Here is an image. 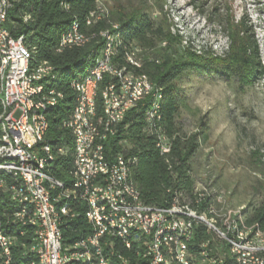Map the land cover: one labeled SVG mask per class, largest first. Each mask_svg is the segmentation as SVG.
Listing matches in <instances>:
<instances>
[{"label":"bare ground","instance_id":"1","mask_svg":"<svg viewBox=\"0 0 264 264\" xmlns=\"http://www.w3.org/2000/svg\"><path fill=\"white\" fill-rule=\"evenodd\" d=\"M7 6V0H0V125L2 130L0 173L4 172L11 177V182L8 183L11 195H7H10L15 208L10 214L5 213L4 217L0 216L1 229L5 233L3 237L0 232V262L3 264L12 262L13 248L18 244L17 235L12 230H18L19 236H24L25 231L31 228L30 241L28 243L21 241L22 246L26 248L25 264H50L49 252L43 247L35 248L37 239H40L41 220L38 214L37 196H34V181L38 183V189L45 198V206H49V209H45V216H49L50 221L54 223L56 243L59 245L63 264H100V259L101 264H155L149 263V247L152 248L154 259L161 261L158 264H177L178 252L175 241L166 240L167 237L172 236V228L166 227H171V222L176 218V211L185 214L189 219H196V216L200 215L201 222L198 225L202 224L210 233V237L198 236L195 239L193 230L183 231V235H180V243L183 245L182 264H264V231L254 228V224L245 222L243 207L231 206L226 201L225 194L211 190L210 178L212 177L210 176V178L204 176L206 179L195 180L193 200L187 195H180V199L175 196L169 206H152L140 199V193L131 180L129 167L131 160L122 153H118L114 155L115 161L117 165L125 166V173L112 171L115 195L109 192L107 156L102 148H105L110 122V89H112L114 109H121L123 90L126 89L125 79L136 82L147 81L146 75L125 71V68H117L112 63L114 46L119 36L117 32H100L105 39L104 46L88 74L75 82V104L70 117L64 122L73 135L72 184L77 182V179L88 180L89 200L83 187L72 186L71 189H64L63 182L55 179L48 172V166L52 163L54 154L49 143L44 141L48 128L46 109L55 106L62 94L54 89L45 90L46 81L53 77V66L46 61L31 66L34 49L24 44L22 36L16 39H20L21 48L25 51L24 75L47 73V77L44 82L43 80L36 82V88L31 89V92L21 91V98H24L26 103V106L21 107V114L25 116L23 132H28V136L31 134L33 141L40 142L38 147L30 149L33 181H29L25 156L11 158L10 165L9 157L6 155L17 150V141H13V122H10L9 117L12 73L10 42L13 35L3 26ZM91 12L95 13H89L88 22L91 18H98L100 14L108 11L99 0L96 9ZM29 17L26 15L24 20H28ZM88 39L87 35L79 32L74 24L61 35L58 50L65 46L83 45L89 41ZM139 51V48H133L126 54L129 63L136 67L141 65L140 57L137 55ZM101 56L107 62L108 74L117 78L110 80V85L105 84L99 90L100 82L105 77L103 69H96ZM154 85L148 83V90H140V92L136 88L128 90L129 102L135 106L143 96H151L152 100L147 110L149 122L159 119L160 113H158V102L161 94ZM99 93L103 104L102 115H98L96 110V97ZM39 106H43L39 109L41 124L36 123L31 113V110H37ZM122 119L123 117L114 118L113 127H116ZM82 136H88V140H83V147H87L86 159L93 161L89 178L86 167L79 162L78 141L82 140ZM171 141L164 133H157V147L162 153H168L171 150ZM58 151L61 153L63 150L59 148ZM0 188L2 192H8V186H0ZM58 188L61 191L53 195L52 191ZM75 192H78V197L86 206V216L91 223L92 231L75 242L66 244L63 241L60 225L63 215L74 216L67 199L71 197V193L74 195ZM62 199L63 203L58 206L56 203ZM90 200H93V203ZM201 203H203V210L198 207ZM119 204L123 206L127 214H124L123 208H119ZM95 208L98 210L97 214ZM128 214H135L142 226H149L147 215L150 214V224H158L161 216L166 220H164V227L153 226L150 240H148L146 232L138 225L136 219ZM115 233L122 234L124 239H115V242H112ZM73 251H77V257Z\"/></svg>","mask_w":264,"mask_h":264},{"label":"trees","instance_id":"2","mask_svg":"<svg viewBox=\"0 0 264 264\" xmlns=\"http://www.w3.org/2000/svg\"><path fill=\"white\" fill-rule=\"evenodd\" d=\"M98 2L99 0H7L8 9L3 26L14 37L22 36L24 44L34 49L31 66L43 61L53 66V77L46 81L45 90L54 89L62 94L55 106L46 109L48 128L44 141L49 143L54 154L48 172L63 182L64 189H71L73 135L64 122L70 117L75 104L74 84L88 74L103 48L105 39L100 32H117L119 36L114 46L112 63L117 68H125V71L144 74L155 84L154 88L161 94L158 102L160 113L159 119L149 122L147 110L152 98L143 96L116 125L114 135L106 140L105 154L112 158L115 154L122 153L131 160L130 177L145 204L169 206L173 198L181 197L180 195H187L193 200L196 178L192 175L191 159L201 142L207 138V125L188 131L180 122V106L185 105V98L177 79L188 72L199 77L235 79L240 86L252 84L263 74L258 44L247 26L238 28L241 25L239 23L236 28L227 31L229 42L220 55L205 53L191 56L184 46L180 47L179 42L172 41L169 26L146 11L114 14L107 10L108 12L100 14L98 18H91L88 22L89 13L96 9ZM26 15L30 17L25 21ZM74 24L79 32L87 35L89 41L58 50L61 35ZM133 48L140 50L137 53L141 60L139 67L131 65L127 59V52ZM108 80L110 78L105 76L100 82L99 90ZM96 108L97 114L102 115L100 93L96 97ZM158 132L172 140L168 153H162L157 147ZM1 134L0 125V137ZM28 139L30 149L40 145V142L32 140L31 134ZM59 148L63 150L61 153ZM262 174L264 177V167ZM0 177L7 183L11 182L10 175L4 172L0 173ZM1 190L0 188V216L4 217L5 213L10 214L15 207L10 195H7L9 193ZM60 191L59 188L54 189L52 194L57 195ZM70 196L67 202L74 216L63 215L60 225L66 244L73 243L92 231L86 216V206L78 197V192L74 195L71 193ZM61 203L63 199L56 204L59 206ZM198 207L203 210V203ZM244 213L247 224H254V228L264 231V191L259 194L257 201L248 202ZM12 231L17 235L18 244L13 248L11 264H25L26 248L22 243L30 241L32 229L28 228L24 236H19L18 230ZM196 232L199 237H210L202 224L198 225Z\"/></svg>","mask_w":264,"mask_h":264},{"label":"rangeland","instance_id":"3","mask_svg":"<svg viewBox=\"0 0 264 264\" xmlns=\"http://www.w3.org/2000/svg\"><path fill=\"white\" fill-rule=\"evenodd\" d=\"M100 1L114 14L142 10L162 20L172 41L191 56L220 55L229 42L227 31L247 26L263 74L240 86L235 79L184 73L177 79L185 98L179 120L188 131L207 125V138L191 159L192 175L212 177L211 190L225 194L231 206L257 201L264 191V0Z\"/></svg>","mask_w":264,"mask_h":264},{"label":"built area","instance_id":"4","mask_svg":"<svg viewBox=\"0 0 264 264\" xmlns=\"http://www.w3.org/2000/svg\"><path fill=\"white\" fill-rule=\"evenodd\" d=\"M90 13H95L91 12ZM10 51L12 53V73L10 75V122H13V141H17V150L14 153H8L6 156L9 157V163L11 165V158H18V156L26 157V164L28 167V176L29 181H33V173H32V156L30 154V143L28 140V132H23L24 118L23 114H21V107L26 106L24 98H21V91L31 92V89L36 88V82L42 81L46 79L47 73H34L33 76H25L24 68H23V58H24V49L21 48L20 39H16V37L12 36V41L10 42ZM96 69H103L105 76L110 78V80H116L117 76H110L107 70V62L101 56L100 62L98 63V67ZM110 80L106 83V85H110ZM126 81V89L123 90L122 100H121V109H114V102H112V89H110V122L108 128V137L114 135L116 132V127H113L114 118H122L125 116L126 112L131 108L135 107L133 103L129 102L128 98V90L129 88H136V90H148V83H153L148 77L146 82H136V81ZM52 92V91H51ZM43 106H39L37 110H31L33 117L36 120V123H40L39 118V109ZM90 120V113L87 119ZM106 139V140H107ZM83 140H88V136H82V140L78 141V156L79 162L81 165L86 167L88 178L89 173L91 172V163L92 160L86 159V151L87 147H83ZM163 145H161L162 147ZM104 150V148H102ZM107 168H108V183H109V192H113L115 195V191L113 190V178L112 171H120V173H125V166L117 165L115 161V157L112 158L107 157ZM88 180H78L77 182H73L72 186H81L84 188L85 195L88 196L89 200V191H87ZM0 186H8V193L11 195V189L8 183L0 177ZM34 196H37V208L38 214L41 220V231H40V239H37L36 247H43L50 254V264H63L61 261V251L59 249L58 243H56V232L54 228V223L50 221L49 216H45V209H49V206H45V198L42 197L40 190L38 189V183H34ZM180 199V197H176ZM93 203V200H90ZM200 206V205H198ZM119 208H123L121 204H119ZM124 214L126 210L123 208ZM98 210L95 208V213L97 214ZM1 214V213H0ZM129 216L136 219L138 225L146 232L148 235V240H150L151 230L153 226L164 227V217L161 216V219L158 221V224H150V215L149 226H142V223L138 222L135 214H128ZM200 215L196 216V219H189L183 213H179L176 211V218L171 222L172 228V236L167 237V241H175V247H177L178 252V261L177 264H182L181 254L183 250V245L180 243V235H183V231L193 230V234L195 239L198 237V232H196V228L198 227V223H200ZM23 224V223H22ZM0 232H2L3 237L5 235L4 231L1 229L0 223ZM251 235V234H247ZM115 239H124L123 235L120 233H115L112 239V242H115ZM242 249V247H240ZM75 257H77V251H73ZM149 263L158 264L161 261H157L154 259L152 248L149 247ZM101 264V259H100Z\"/></svg>","mask_w":264,"mask_h":264}]
</instances>
